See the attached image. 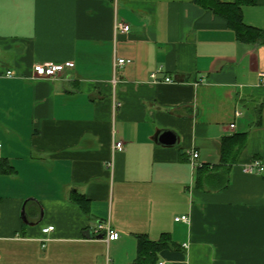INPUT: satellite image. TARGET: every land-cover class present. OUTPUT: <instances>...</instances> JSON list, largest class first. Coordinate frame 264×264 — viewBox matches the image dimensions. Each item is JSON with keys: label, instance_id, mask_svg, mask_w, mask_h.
Returning <instances> with one entry per match:
<instances>
[{"label": "crops", "instance_id": "obj_1", "mask_svg": "<svg viewBox=\"0 0 264 264\" xmlns=\"http://www.w3.org/2000/svg\"><path fill=\"white\" fill-rule=\"evenodd\" d=\"M243 13L264 30V0ZM46 62L75 66L35 78ZM262 74L264 43L194 0H0V159L15 169L0 175V264H134L138 237L164 234L158 264H264V172L245 171L264 166ZM236 133L248 143L228 187H198Z\"/></svg>", "mask_w": 264, "mask_h": 264}, {"label": "trees", "instance_id": "obj_2", "mask_svg": "<svg viewBox=\"0 0 264 264\" xmlns=\"http://www.w3.org/2000/svg\"><path fill=\"white\" fill-rule=\"evenodd\" d=\"M204 10L227 20L229 27L235 32L238 41L246 44L264 43V30L249 26L244 21L243 10L246 6L255 5L256 0H236L234 3H224L220 0H194ZM248 133H236L222 140L220 147L221 161L211 167L204 165L197 168V186L206 184L218 191L229 185V173L239 159L241 152L247 147ZM15 174L14 167L7 159H0V175ZM74 203L86 215H90L89 200L84 196H76ZM171 237L164 234L159 241H152L145 236L138 237V258L134 264H158V255L170 248Z\"/></svg>", "mask_w": 264, "mask_h": 264}, {"label": "built area", "instance_id": "obj_3", "mask_svg": "<svg viewBox=\"0 0 264 264\" xmlns=\"http://www.w3.org/2000/svg\"><path fill=\"white\" fill-rule=\"evenodd\" d=\"M131 31V27L129 24L125 23L124 21H118L115 24V34L116 35H126ZM130 60H126L123 58H120L116 61L115 66H124L126 64H130ZM75 66L74 62H67L65 64H56L52 62H46V63H39L36 64L33 68L34 70V77L39 78V79H54L57 78L59 75L63 74L66 68H73ZM7 76L13 77L14 73L13 72H8ZM264 77V74L261 75ZM152 78L154 81L157 80V73L152 74ZM167 82H171V78L166 79ZM115 82V81H114ZM115 109L120 108L121 104L115 100L114 102ZM239 115V114H238ZM231 129L235 128V124L230 125ZM1 147V146H0ZM125 146L123 142H117L113 145V155L114 152L119 151L122 152L124 151ZM199 157V154L197 152H193L192 158L195 160ZM114 163L113 160H111L108 164L107 167L109 169H113ZM246 172L248 173H262L264 172V166L259 162L256 161L253 164L249 165L246 169ZM176 222H185L189 223L190 222V217L189 216H181L178 218H175ZM54 230V227H49L43 230L45 234H48ZM104 231L106 233L108 241H116L120 238V234L111 229V227L107 224H100L98 226V232ZM164 264V263H160Z\"/></svg>", "mask_w": 264, "mask_h": 264}, {"label": "water", "instance_id": "obj_4", "mask_svg": "<svg viewBox=\"0 0 264 264\" xmlns=\"http://www.w3.org/2000/svg\"><path fill=\"white\" fill-rule=\"evenodd\" d=\"M159 140L164 144H171L175 142V137L171 133L165 132L159 137ZM87 237L92 238V235L89 234Z\"/></svg>", "mask_w": 264, "mask_h": 264}]
</instances>
